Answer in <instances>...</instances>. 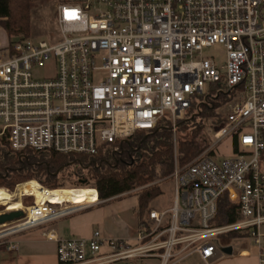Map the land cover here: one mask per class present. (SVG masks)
I'll list each match as a JSON object with an SVG mask.
<instances>
[{
  "label": "built area",
  "instance_id": "built-area-1",
  "mask_svg": "<svg viewBox=\"0 0 264 264\" xmlns=\"http://www.w3.org/2000/svg\"><path fill=\"white\" fill-rule=\"evenodd\" d=\"M54 15L56 43L19 40L0 58V138L15 152L93 156L164 118L174 133L213 86L231 97L225 119L210 127L213 143L204 139L187 165L175 162L169 177L150 184L172 182L168 209L152 208L125 239L47 233L58 264H217L227 256L217 238L233 233L247 234L264 264V0H60ZM215 45L225 50L221 63L202 55ZM225 141L229 156L218 149ZM32 184L63 192L29 181L12 193ZM83 191L92 204H38L24 194L33 204L0 227V245L16 251L10 237L107 201ZM223 197L238 219L215 226Z\"/></svg>",
  "mask_w": 264,
  "mask_h": 264
},
{
  "label": "trees",
  "instance_id": "trees-1",
  "mask_svg": "<svg viewBox=\"0 0 264 264\" xmlns=\"http://www.w3.org/2000/svg\"><path fill=\"white\" fill-rule=\"evenodd\" d=\"M54 0H0V27L9 40L29 39L31 12ZM9 43L8 56L14 53ZM231 97L227 90L213 86L209 94L192 105L173 133L164 118L151 131H137L133 136L103 146L96 155H63L51 151H13L5 138H0V189L13 191L20 183L37 181L49 190L95 189L101 200H111L130 191H137L136 221H144L152 209L151 203L162 195L159 185H150L169 177L175 162L187 165L204 148L200 139L207 124H220L222 113ZM114 147L117 150L114 151ZM234 151L237 147L234 146ZM264 160V156H263ZM119 199V198H118ZM25 206L32 198L22 200ZM3 210V207H0ZM238 219V207L220 198L212 222L215 226L233 224ZM233 239L247 238V234H231Z\"/></svg>",
  "mask_w": 264,
  "mask_h": 264
},
{
  "label": "crops",
  "instance_id": "crops-1",
  "mask_svg": "<svg viewBox=\"0 0 264 264\" xmlns=\"http://www.w3.org/2000/svg\"><path fill=\"white\" fill-rule=\"evenodd\" d=\"M106 202L10 237L6 241L16 242L18 249L7 251L0 245V264H58L56 243L45 237V234L50 232L60 239L89 238L94 230L99 231L104 237L128 238L133 234L137 222L136 217L133 223L125 221V215L130 212L131 207L122 204L118 210L112 206H106ZM51 224L54 225L51 226ZM236 257H249L248 259H251L252 264H258L256 252L252 257L249 253L240 254ZM236 257L226 256L218 263H230Z\"/></svg>",
  "mask_w": 264,
  "mask_h": 264
},
{
  "label": "rangeland",
  "instance_id": "rangeland-1",
  "mask_svg": "<svg viewBox=\"0 0 264 264\" xmlns=\"http://www.w3.org/2000/svg\"><path fill=\"white\" fill-rule=\"evenodd\" d=\"M59 1L60 0H54L49 4L43 5L41 7H38L32 10L31 12V33H30L29 39H31L34 42L45 41L50 44L56 43L60 39L58 28L55 24V19H54L55 9ZM18 41L19 40L16 38L9 40L5 34V31L0 27V58L7 57V50H4V49L7 48L10 42L15 44V43H18ZM202 55L205 58L213 59L216 63H221L224 60L225 50L221 45H215L211 48L204 49L202 52ZM36 72L39 77H42L43 75H45V73L43 72V69H38ZM224 113H227L226 110L224 111ZM204 134L206 138L201 136L200 144L202 145L204 143V139H207V141L210 144H212L213 143V139H212L213 133L210 129L209 124H207ZM226 147H227L226 141L218 146V149L221 150L223 156L230 155V152L226 149ZM20 184H23V183H20ZM15 188L13 189V191L15 190ZM160 188L162 190V195L158 199H156L154 202L151 203V207L156 210H165V209H168L172 203L173 193H174L173 184L172 182L167 181L161 184ZM2 190L0 189V192L5 193L7 195H12L11 193L13 191L11 193H9L10 191L6 193V192H3ZM62 190H80V189H71L70 186H67L66 189H62ZM82 190H85V189L83 188ZM136 192H137L136 190H133L126 194L118 196L117 199L116 198L111 199L106 202V206H112L113 208H117L118 210L121 208L122 204H124V206H130L131 207L130 212L125 215V221L127 222L130 221L131 223H133L135 220L134 207H136V199H137ZM13 201L17 202L15 199ZM32 202H33V198H32ZM19 204L23 208L27 207L23 204V202L21 204V202L19 201ZM0 207H3V210H0V214L4 213L5 211L14 212L16 210L17 203H13V204L10 203V204H5V205L0 204ZM65 221H67V219H65ZM53 225L54 224H51V226ZM11 226L12 224L11 225L8 224L7 228ZM261 232L264 234V226L261 227ZM217 240L222 246L229 245L233 248L234 253L232 257H236L240 250L248 249L250 252L249 253L250 257L254 256L256 252V249L253 246V241L249 237L242 238V239H233L231 235H225V236H221L217 238ZM248 258L236 257V259H233L232 262L230 263L220 262L217 264H252L251 259H248ZM183 264H190V261L185 262Z\"/></svg>",
  "mask_w": 264,
  "mask_h": 264
},
{
  "label": "bare ground",
  "instance_id": "bare-ground-1",
  "mask_svg": "<svg viewBox=\"0 0 264 264\" xmlns=\"http://www.w3.org/2000/svg\"><path fill=\"white\" fill-rule=\"evenodd\" d=\"M3 192L8 193L7 190H2ZM63 192H54L53 194H44L35 187L34 184L32 185H21L19 194H13L7 195L5 193L0 192V204H10V203H17V207L15 211H21L24 208L20 206L19 201L22 204V196L24 194H27L29 196H33V198L36 200V202L39 204L42 201H50L54 203H60V202H67V201H73L75 205H84V204H92L94 200H89L87 198V195H85V192L80 189L78 191L76 190H62ZM16 200L17 202H14L13 200ZM21 199V200H20ZM6 212V211H5Z\"/></svg>",
  "mask_w": 264,
  "mask_h": 264
},
{
  "label": "water",
  "instance_id": "water-1",
  "mask_svg": "<svg viewBox=\"0 0 264 264\" xmlns=\"http://www.w3.org/2000/svg\"><path fill=\"white\" fill-rule=\"evenodd\" d=\"M22 217H23L22 211L4 212L0 214V227L18 221L22 219ZM220 249L221 252H223L227 256L233 255V248L229 245L221 246Z\"/></svg>",
  "mask_w": 264,
  "mask_h": 264
}]
</instances>
